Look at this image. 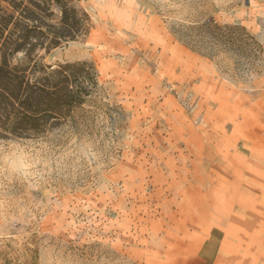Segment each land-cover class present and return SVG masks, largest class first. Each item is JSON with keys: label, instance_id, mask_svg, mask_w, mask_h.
<instances>
[{"label": "rangeland", "instance_id": "1", "mask_svg": "<svg viewBox=\"0 0 264 264\" xmlns=\"http://www.w3.org/2000/svg\"><path fill=\"white\" fill-rule=\"evenodd\" d=\"M74 1L91 30L44 62H92L122 115L0 139V264H264V0ZM209 18L252 71L174 32Z\"/></svg>", "mask_w": 264, "mask_h": 264}, {"label": "trees", "instance_id": "2", "mask_svg": "<svg viewBox=\"0 0 264 264\" xmlns=\"http://www.w3.org/2000/svg\"><path fill=\"white\" fill-rule=\"evenodd\" d=\"M90 30L89 14L74 0H0V139L38 138L100 115L116 123L121 107L103 100L92 62H44L45 54ZM174 32L237 74L252 71L263 52L246 27L214 18L180 23Z\"/></svg>", "mask_w": 264, "mask_h": 264}]
</instances>
